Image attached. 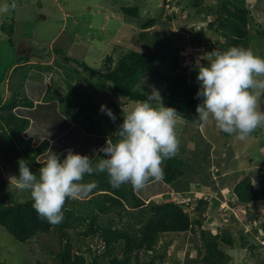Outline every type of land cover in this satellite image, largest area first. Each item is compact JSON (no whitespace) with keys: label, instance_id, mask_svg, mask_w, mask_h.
<instances>
[{"label":"trees","instance_id":"trees-1","mask_svg":"<svg viewBox=\"0 0 264 264\" xmlns=\"http://www.w3.org/2000/svg\"><path fill=\"white\" fill-rule=\"evenodd\" d=\"M114 3L123 20L133 24L139 36L144 34V47L128 48L115 58L105 55L101 69L77 62L82 67L79 71L71 68L70 57L57 58L54 54L51 59L49 51L46 58L37 59L25 52L6 54V64L0 65V164L4 175H18V158L29 161L30 170L38 174L39 162L49 148L61 157L68 149L92 156L106 138H114L111 126L102 121L108 116L99 111L100 105L113 109L120 123L122 118L117 115L121 110L109 96L126 101L143 100L150 95L142 87L144 80L161 89L159 101L175 108L177 118L196 126L202 124L195 111L200 101L196 97L198 82L194 68L179 64L181 48L175 46L171 62L176 66L170 71L164 70V53L171 40L148 33L161 22L156 1L150 4L148 0H114ZM201 4L202 0H192L180 4L178 11L192 9L198 15ZM110 6L106 0L104 8ZM9 15L11 12L4 19L0 18V35H12L13 19ZM205 15L207 25L218 35L213 43L220 49L247 47L249 9L245 0H217ZM195 23L189 24L186 30L196 29ZM222 39L226 41L223 45L219 42ZM194 44L196 47L207 45L205 38L198 37ZM5 52L8 51L3 55ZM199 54L196 53V57ZM16 69L20 71L14 74ZM56 71L61 73L59 81L62 83L53 82L51 86L47 76ZM159 101L152 100V103L158 106ZM193 143L199 147L196 141ZM207 151H194L187 158L180 148L176 156L164 161L163 180H150L140 190L130 184L112 188L105 173L86 175L85 182L96 181L98 187L84 198L67 199L63 221L57 225L39 217L30 198L14 201L9 199L10 195H0V226L20 242L37 234L53 235L58 264H138L140 253H148L147 261L142 264H154L156 258L161 259L157 244L162 235L190 232L194 238L198 230L201 244H196V238L188 244V250L194 251L195 256L188 257L187 264H229L232 257L222 244L234 245V228H203L204 223L212 219L209 212L223 201V198L213 200L205 194L215 189L213 180L204 171L209 169ZM193 174L196 179L190 180ZM255 177L257 181L252 182L251 173L247 172L230 188L235 202L232 207H246L243 217L250 224H255L256 215L249 206L253 202H264V177ZM3 184L0 173V187ZM192 187L200 189L196 198H193L196 192H192ZM172 194L186 198L170 200ZM153 196L164 198L152 201ZM236 231L241 237V247L248 248L253 264H264V253L255 252L254 243L245 240L241 227ZM96 241L102 243L99 252L92 248Z\"/></svg>","mask_w":264,"mask_h":264},{"label":"rangeland","instance_id":"rangeland-1","mask_svg":"<svg viewBox=\"0 0 264 264\" xmlns=\"http://www.w3.org/2000/svg\"><path fill=\"white\" fill-rule=\"evenodd\" d=\"M105 1L7 0L10 5L14 4V7L0 18L4 19L11 12L9 16L13 19L11 22L13 32L10 36L0 35V65L6 64V54L10 52L14 54L16 51L25 52L32 59H37V57L46 58L47 51H49L51 59L54 54L57 58L70 57L71 68H77L79 71H82V67L77 62L84 63L94 69H99V67L101 69L107 54L115 58L128 48L142 49L144 34L139 36V30L133 24L123 20L122 15L116 12L118 6L115 5L114 0H108L111 6L107 9L104 8ZM155 1L161 22L150 28L148 33L171 40L168 51L164 53L166 54L164 70L170 71L176 66H173L171 62L172 48L175 46L181 48L178 55L179 64L193 68L196 53L201 54L213 48L220 49L213 43L218 35L211 30L213 28L208 26L207 20H205L207 9L213 8L217 0H202L201 13L198 15H195L192 9L178 11L180 4L190 3L192 0H165L164 3L162 0H148L150 4ZM0 2H4V0H0ZM245 2L249 9V22L246 27L247 47L264 57V0H245ZM162 7L164 10L161 9ZM1 22L2 20H0V24ZM192 23L197 24L196 29L187 31L186 27ZM113 31L114 33L109 35ZM197 37L198 39L205 38L207 45L196 47L194 43ZM219 42L223 45L226 41L222 39ZM5 50L8 52L3 55ZM201 63L206 62L201 61ZM18 71L20 70L16 69L14 74H17ZM15 78L17 79L16 75ZM60 78L61 73L56 71L52 76L50 74L47 76V82L53 86V82L62 83L59 81ZM142 87L150 92L155 102L159 101L161 89L146 80L142 83ZM109 99L117 103L120 110L134 102L111 96ZM111 111L113 112V109ZM117 117L122 118L121 112H118ZM102 121L108 123L113 132L119 124L118 120L112 121L109 117L102 118ZM176 121L175 131L180 141L179 149L183 148L185 157L190 158L194 151L204 153L208 149L209 161L207 164L209 169L206 168L204 171L213 180L215 189L214 191H205V194L212 196L213 200L223 198L218 208L209 212L212 219L206 221L203 228L214 229L217 226L234 228V245L229 247L222 244L232 257L229 264H253L248 248H243L240 245L241 237L237 234L236 228L241 227L245 240L248 243H254L255 252L264 253V202H253L249 206V209L256 215L255 224H250L245 220V216L243 217L246 207L241 205L232 207L235 202L230 188L247 172L251 173L252 182L257 181L255 176L258 179L264 177V127L257 128L244 140H240L235 135L225 136L211 120L207 124L202 123L199 126L177 117ZM194 141L198 143L199 147L193 143ZM202 156L203 154L200 157ZM0 173L4 180L3 186L0 187L1 196L10 195L9 199H14V201L29 198L27 192H21L14 188L11 177L3 174L1 164ZM195 179L196 175L193 174L190 180ZM198 190L200 191V189L192 187V192H196L193 194V198L199 194ZM163 198V196H156L154 200L160 201ZM171 198L184 201L186 197L173 194L170 195ZM195 238L197 239L196 244L200 245L201 239H199L198 230H196L194 238L190 232L162 235L157 244V251L161 259L156 258L154 264H187L188 257L195 256L194 251L188 250V244L195 242ZM54 240V236L51 234H37L30 240L20 242L0 226V264H58L55 257L57 244ZM258 244L262 247H259ZM101 245L100 241H96L92 248H96L99 252ZM147 258L148 253H140L137 263L142 264L147 261Z\"/></svg>","mask_w":264,"mask_h":264},{"label":"clouds","instance_id":"clouds-1","mask_svg":"<svg viewBox=\"0 0 264 264\" xmlns=\"http://www.w3.org/2000/svg\"><path fill=\"white\" fill-rule=\"evenodd\" d=\"M13 7L7 0L0 2V16ZM194 70L199 122L211 120L219 130L240 140L264 127V57L244 46L213 48L195 58ZM152 100L149 95L121 109L114 138H106L92 156L68 149L61 157L49 148L39 162L38 174L30 170L29 161L18 158V175L11 177L14 188L28 193L39 217L57 225L63 221L67 199L84 198L98 187L96 181L85 182L86 175L105 173L112 188L130 184L135 190L150 180H163L164 161L179 151L178 113L161 100L158 106ZM99 111L116 120L106 105L101 104Z\"/></svg>","mask_w":264,"mask_h":264}]
</instances>
